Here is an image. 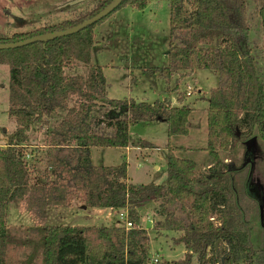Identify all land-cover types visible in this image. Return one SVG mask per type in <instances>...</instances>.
Listing matches in <instances>:
<instances>
[{
    "label": "trees",
    "instance_id": "trees-1",
    "mask_svg": "<svg viewBox=\"0 0 264 264\" xmlns=\"http://www.w3.org/2000/svg\"><path fill=\"white\" fill-rule=\"evenodd\" d=\"M112 1L95 0L72 19L31 32H0V43L73 27ZM168 1L166 62L148 69L166 84L175 72L217 71L218 83L209 90L206 108L208 170L197 173L198 163L176 156L180 148L169 143L162 184L128 182L125 161L92 163L94 147L125 148L130 143L152 147L146 139H130L131 123L164 122L169 139L189 132L192 108L173 105L171 98L152 103L109 99L103 67L92 62L96 27L125 6L143 10L149 0H123L95 24L70 35L0 49V64L9 69L7 113L16 124L0 144V264H155L148 254L147 230L139 226L140 209L152 202L158 203L162 217L155 222L157 228L177 232L172 240L184 248L181 258L163 264H264V246L252 241L249 223L254 200L236 187L235 166L221 158L240 140L248 155L245 143L254 133L264 142V84L245 45L252 29L251 1L264 52V0ZM79 64L85 73H71ZM105 106L124 111L117 117L98 116ZM58 109L64 114L49 128ZM31 129H44L45 169L39 175L33 174L35 169L26 158L32 151H28ZM23 197L38 223L12 227L7 221L8 205ZM73 201L86 208L126 210L132 226L44 223L49 207H69Z\"/></svg>",
    "mask_w": 264,
    "mask_h": 264
},
{
    "label": "rangeland",
    "instance_id": "rangeland-1",
    "mask_svg": "<svg viewBox=\"0 0 264 264\" xmlns=\"http://www.w3.org/2000/svg\"><path fill=\"white\" fill-rule=\"evenodd\" d=\"M95 0H0V32L11 35L13 33L31 32L37 28L53 25L63 20L72 19L75 15L93 6ZM248 8L253 12L252 29L246 34L245 45H248L260 72V79L264 84V52L262 47V32L259 25L256 7L249 1ZM169 1L149 0L143 10L132 6H125L111 15L104 23L96 27V43L93 47L92 62L101 65L108 84L110 99H133L152 103L156 100L169 98L168 93L174 94L176 100L173 105L181 103L192 108L189 119V132L186 136L168 138L167 126L164 122L156 121L145 124L131 123L129 127L130 139H146L152 147L142 148L130 143V147H137L131 153H124L120 148L94 147L92 163L94 165H117L127 162V172L133 184H162L166 180V146L179 147L175 155L198 163L197 173L208 170L210 160L205 150L206 146V108L207 104L199 99L198 88L207 97L209 89L214 88V70L199 69L191 74L179 73L176 80L164 83L158 73L148 69L151 66L165 64L162 55L168 47ZM257 46H254V43ZM253 50V51H252ZM86 68L75 65L71 73H85ZM175 76V75H174ZM218 76V75H217ZM196 83H195V82ZM8 65L0 64V144L4 143V133L13 131L16 127L14 119L7 113L8 108ZM195 84L197 86H195ZM171 86V87H169ZM168 92H166V91ZM183 101L178 102L179 97ZM170 102H172L170 100ZM121 108L101 107L98 116H120ZM49 124V128L57 125L59 116L64 112L56 111ZM5 130V131H3ZM43 131V132H41ZM105 133L109 129L104 128ZM30 144L40 146L44 143V129H34L28 132ZM237 141L231 150L223 152L224 162L235 166L233 181L238 189L250 196V191L257 197L253 198V213L250 218L252 227V241L258 247L264 246V142L254 133L245 143ZM26 158L35 169L33 174H42L45 169L44 148L31 147ZM27 151V152H28ZM126 152V151H125ZM32 155V156H31ZM224 173H228L225 170ZM248 187V189H247ZM245 189V190H244ZM250 190V191H249ZM242 191V192H243ZM24 209L25 213L20 209ZM89 208L85 213L63 211L64 215L58 220H51L50 224H66L78 226L120 225L125 219L119 218L121 211L110 212L108 216L98 217L95 210ZM158 203L146 204L140 209L139 226L147 230L149 236L148 254L152 263L163 264L165 260H175L183 256L182 245L174 244L172 238L177 232L157 228L155 222L162 219L157 213ZM31 206L27 197L9 204L8 225L30 226L33 222ZM55 222V223H54Z\"/></svg>",
    "mask_w": 264,
    "mask_h": 264
},
{
    "label": "crops",
    "instance_id": "crops-1",
    "mask_svg": "<svg viewBox=\"0 0 264 264\" xmlns=\"http://www.w3.org/2000/svg\"><path fill=\"white\" fill-rule=\"evenodd\" d=\"M166 52V51H165ZM162 57L165 59V62H166V54L164 53L163 55H162ZM199 70V69H198ZM196 71L197 70H195L192 74H191V76L194 78V73H196ZM215 74H214V76H215V79L217 78V80L216 81H214L215 82V87H216V85H217V83H218V73H217V71H215L214 72ZM179 74V72H175L174 74H173V76H172V80L171 81H175L176 80V76ZM175 75V76H174ZM171 81H170V83H171ZM195 82V81H194ZM170 83H169V85H170ZM196 83V82H195ZM195 86H197L196 84H195ZM169 87H171V86H169ZM172 88V87H171ZM197 88H198V93H200V95H199V99H201V101H203V102H205L206 104H207V98H208V96L207 97H205V95H202V89L201 88H199L198 86H197ZM210 90V89H209ZM166 91V90H165ZM167 92V91H166ZM168 93V92H167ZM168 94H170L171 96H169V98H171V99H174V94L173 93H168ZM110 99V98H109ZM114 99V98H113ZM127 99H130V98H127ZM162 100V99H161ZM204 108H207V107H204ZM128 116V112L127 113H124V117H127ZM150 123V122H149ZM140 124H145V123H140ZM101 130H104V129H101ZM41 132H43V131H41ZM112 132H111V130H109V132L107 133V134H111ZM236 144V142H234V145ZM30 147H43L44 148V146L41 144L40 146H34V145H31L30 144ZM92 149L93 148H91V151H92ZM120 149H122V151L124 152V153H126V154H128V153H131V151H132V149L133 150H137L138 148L137 147H130V146H128V147H125V148H120ZM126 151V152H125ZM91 158H92V153H91ZM126 162V161H125ZM127 180H128V182H130V177H129V175H128V172H127ZM131 183V182H130ZM250 191V190H249ZM250 197L252 196L253 198H255L256 197V195L254 194V193H252L251 191H250ZM251 197V198H252ZM9 206V205H8ZM20 209V208H19ZM67 209L68 210H70L71 212H73V211H75V212H79V210H81V211H83L82 213H85L89 208H86V207H84L81 203H79V202H77V201H73L72 202V204L69 206V207H49L48 209H47V213H46V217H45V220H44V223H46V224H50V222H51V220H52V222H53V220H58L59 218H62L63 217V211H67ZM21 211H23V213H25V210L23 209H20ZM108 211V209H103V208H98V209H96L95 210V213H96V215L98 216V217H101V216H103V218H105V216H107V215H109L108 216V219H110V212H107ZM124 211V210H123ZM116 212V211H115ZM32 213V212H31ZM31 217L33 218V222H32V224L31 225H34V224H36V223H38V221L36 220V218H35V216L33 215V213L31 214ZM55 223V222H54ZM30 225V226H31ZM108 225V224H107Z\"/></svg>",
    "mask_w": 264,
    "mask_h": 264
},
{
    "label": "water",
    "instance_id": "water-1",
    "mask_svg": "<svg viewBox=\"0 0 264 264\" xmlns=\"http://www.w3.org/2000/svg\"><path fill=\"white\" fill-rule=\"evenodd\" d=\"M123 0H113L109 5H107L105 8L100 10L98 13L90 17L89 19L83 21L80 24H77L73 27L64 29V30H59L55 32H49V33H44V34H39L36 36H32L29 38H26L24 40H20L17 42H12V43H0V49H11V48H17L20 46H24L30 43H34L37 41H47V40H52L57 37H62L66 35L73 34L87 26H90L92 24H95L97 21L101 20L104 18L106 15H108L112 10H114ZM5 131V130H3ZM248 189V187H247ZM257 199V197H255ZM218 241L216 242L215 246L217 247Z\"/></svg>",
    "mask_w": 264,
    "mask_h": 264
},
{
    "label": "built area",
    "instance_id": "built-area-1",
    "mask_svg": "<svg viewBox=\"0 0 264 264\" xmlns=\"http://www.w3.org/2000/svg\"><path fill=\"white\" fill-rule=\"evenodd\" d=\"M171 101H172V103H174L176 100L171 99ZM119 218L125 219V223L123 224L125 228H130L132 226L131 222L127 218V211L126 210L119 213Z\"/></svg>",
    "mask_w": 264,
    "mask_h": 264
}]
</instances>
